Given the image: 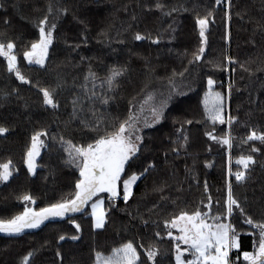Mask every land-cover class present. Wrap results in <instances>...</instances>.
<instances>
[{"label": "trees", "instance_id": "16d2710c", "mask_svg": "<svg viewBox=\"0 0 264 264\" xmlns=\"http://www.w3.org/2000/svg\"><path fill=\"white\" fill-rule=\"evenodd\" d=\"M224 1L216 5L215 0H0V42H16L19 67L31 80L30 85L21 84L0 58V126L8 129L0 135V163L11 160L15 169L9 181L0 184V219L22 212L25 204L18 198L25 194L34 198L32 208L39 210L74 193L79 172L66 163L68 155L59 138L77 145L91 142L96 133L81 121L99 120L102 131L106 123L126 120L143 100V106L157 108L166 103L160 124L143 131L141 152L130 162L127 174L154 167L137 181L127 203L121 195L110 207L107 194H102L107 209L103 229L92 227L86 207L36 229L0 233V264H21L29 252L31 264H95L97 251L107 255L128 241L137 246L145 264H150L145 256L149 247L159 248L160 264H174L173 242L164 221L181 211H206L201 201L207 204L208 194L215 213L223 212L229 180L245 213L254 221H264V145L242 143L251 130L264 131V0H231L230 7ZM157 3L164 7L157 9ZM61 9H67L66 14ZM209 12L214 22L206 33L205 52L201 60L189 63L201 46L196 17ZM46 15L49 25L57 27L42 68L28 65L22 53L38 38L35 24ZM137 32L147 38L136 41ZM156 38L159 43L152 42ZM228 57L234 62L229 63ZM113 68L122 69L123 75L109 89L105 81ZM90 72L95 76L89 77ZM209 76L217 81L216 91L229 95L225 118H236L231 127L233 173L240 155L251 154L256 161L240 183L228 175L226 146L205 135L223 136L228 130L227 124L213 126L205 118L203 94ZM42 87L56 91L57 109L43 105L38 90ZM103 98L107 104L101 102ZM74 99L78 100L75 115ZM40 130L49 136L43 138L46 146L32 175L24 157L31 135ZM251 147L260 151L251 152ZM209 163L211 167L206 166ZM70 218L80 224L79 232ZM230 221L242 243L239 258L235 249L230 257L235 264H246L242 252L252 251L255 231L243 223L238 210ZM61 235L65 240H59ZM73 235L79 239L72 240Z\"/></svg>", "mask_w": 264, "mask_h": 264}, {"label": "snow or ice", "instance_id": "6c2138e0", "mask_svg": "<svg viewBox=\"0 0 264 264\" xmlns=\"http://www.w3.org/2000/svg\"><path fill=\"white\" fill-rule=\"evenodd\" d=\"M221 3L222 0H215L216 5H220ZM230 6L231 0H229ZM163 7L164 5L161 3L156 4L157 9H162ZM61 11L66 14L67 9H61ZM172 11H175V9H172ZM48 13L51 15L52 5L48 6ZM170 14V12L166 13V15ZM212 16L213 13L209 12L203 17H196L195 24L199 29L201 46L198 52L194 54L193 61H189V63L199 61L203 57L205 46L208 42L206 33L210 23L214 22V20L210 19ZM228 18L230 19V15ZM35 27L38 29V38L30 42V46H26L22 57L28 65L36 64L43 68L49 58V49L53 45L57 25L56 23L49 25V16L46 15L35 24ZM146 38V36L141 35L139 32L134 35L136 41ZM152 42L159 43L160 41L159 38H156ZM16 48L17 44L13 40L0 42V58L6 61L7 71L14 74L21 84L30 85L31 80L22 73L19 67ZM228 62L233 63L234 61H232L231 57H228ZM122 75V69L113 68L110 70V74L105 81L109 89L112 88L113 84ZM174 75L176 74L174 73ZM178 75L183 76L184 72H180ZM94 76V73H89V77ZM89 77L85 79L87 80ZM216 83L217 81L209 76L207 79V91L203 99L205 118L213 126L217 123L220 125L227 124L228 131L223 136L214 135L213 132H206L205 135L221 146H226L229 152L228 175L229 177L234 175L235 181L240 183L246 180L248 170L256 161L251 154L240 155L235 160L238 170L233 173L231 166V149L233 148L231 127L236 118L230 115L227 119L225 118V97L221 92L215 90ZM230 89L231 85H229ZM38 90L42 93V103L45 107L52 109L59 107L54 99L56 94L54 89L42 87ZM95 95L93 91L92 96ZM151 99L152 97L148 96L147 100L150 101ZM101 102L107 104L108 99L103 98ZM72 103L73 114L75 115V106L78 100L74 99ZM165 107L166 103L162 104L159 108L152 107V124L159 123L164 119ZM141 111H143V106L141 107ZM81 123L85 124L90 131L96 133L91 142L77 145L71 140L65 141L63 137L59 138L61 147L68 155L66 163L74 166L79 172V177L74 186V193L67 199H62L39 210L27 206L36 203L31 195L25 194L19 197L18 199L25 202L26 206L22 212L12 216L10 219H0V233L14 235L26 229H36L46 220L64 218L70 213H80L86 207L91 208L92 227L94 229H103L106 224L107 209L105 208V198L102 194H107L110 207H115V202L121 195L123 201L127 203L133 195V186L150 168L154 167V165H149L144 168L143 172L127 174V167H130V162L134 158H137L144 142V137L139 134V117L134 113L130 112L128 118L123 122L117 123L113 121L106 123L102 131L100 129L101 121L99 120L93 124H86L85 121H81ZM187 123L191 124L192 121L189 120ZM152 124L148 121L144 122L145 127H151ZM7 132L8 129L6 127L0 126V135ZM48 136L49 133L46 130H40L35 131L30 137V144L25 152L24 164L27 167L28 173L32 175L36 174L37 157L40 156L41 149L46 146L43 138ZM51 139L55 140L56 137H51ZM183 140L186 145L188 136L185 135ZM249 141H258L264 145V131L251 130L242 143ZM250 151L258 152L260 149L251 147ZM206 166L211 167L212 165L209 163ZM14 170L11 160L0 163V182L9 181L13 176ZM204 189L207 194V183H205ZM207 201V204L201 201L203 208H206L207 211L199 208L191 213L181 211L170 220L164 221L166 235L173 242L174 264H235V261L230 257V253L234 249L238 250L237 259L239 258V250L242 248L241 235L230 220L228 222H225V220L228 217H232L237 210L243 217V223L255 231L253 250L243 251V260L246 264H264V221H254L250 215L245 213L244 207L234 197L231 180L227 183V197L223 206V212L212 213V197L210 194L207 195ZM70 223L75 225L77 232L81 230L80 224L76 223L75 219L70 218ZM156 236L163 239L159 232L156 233ZM71 239L78 240L79 236L73 235ZM59 240H65V236L61 235ZM140 247L143 248L144 245L141 244ZM32 255V252L25 255L21 264H31L30 258ZM160 255L158 247H149L145 251L146 261L150 262V264H160V261L157 259ZM95 264H145V261L141 259V253L138 252L137 246L132 241H128L113 248L107 255L97 251L95 253Z\"/></svg>", "mask_w": 264, "mask_h": 264}, {"label": "rangeland", "instance_id": "374dc122", "mask_svg": "<svg viewBox=\"0 0 264 264\" xmlns=\"http://www.w3.org/2000/svg\"><path fill=\"white\" fill-rule=\"evenodd\" d=\"M33 65H36V64H33ZM174 89H175V91H179V89L177 88V86L174 84ZM207 91V90H206ZM205 91V92H206ZM205 92H204V94H205ZM222 93V92H221ZM204 94H203V99H204ZM224 95V94H223ZM224 97H225V114L226 113H229V108H230V100H229V95L227 94V95H224ZM143 102H144V100L143 101H141V102H139L138 104H137V106L135 107V109H134V111L132 112V113H134L135 115H137L138 117H139V125H138V128L140 129V132H139V134L140 135H143V131L144 130H146V129H151V128H153V127H155V126H157L158 124H160V122L159 123H155V124H152V119H153V117H152V112H151V109H152V106H143L142 104H143ZM143 106V111H141V107ZM145 121H148L150 124H152V126L151 127H145L144 126V122ZM228 131V130H227ZM215 135V134H214ZM43 149V148H42ZM42 149H41V151H42ZM228 151V150H227ZM37 159H38V157H37ZM2 183H4V182H0V184H2ZM134 187V186H133ZM104 197V196H103ZM105 198V197H104ZM24 204H25V202H24ZM26 206V205H25ZM27 206H30V207H32L33 206V204H29V205H27ZM206 211H207V209H206ZM211 211H212V213L213 214H216L215 213V211H214V207H212V209H211ZM90 212H91V208H90ZM89 212V213H90ZM230 218L231 217H228L226 220H225V222H228L229 220H230ZM26 230H29V229H26ZM24 232V231H23ZM1 234H5V233H1ZM8 235V234H7ZM253 250V249H252Z\"/></svg>", "mask_w": 264, "mask_h": 264}, {"label": "water", "instance_id": "95a60500", "mask_svg": "<svg viewBox=\"0 0 264 264\" xmlns=\"http://www.w3.org/2000/svg\"><path fill=\"white\" fill-rule=\"evenodd\" d=\"M71 214H75V213H70L69 215H71ZM55 219H58V218H53V219H49V220H55ZM47 221V220H46ZM45 221V222H46Z\"/></svg>", "mask_w": 264, "mask_h": 264}, {"label": "built area", "instance_id": "2783aa9c", "mask_svg": "<svg viewBox=\"0 0 264 264\" xmlns=\"http://www.w3.org/2000/svg\"><path fill=\"white\" fill-rule=\"evenodd\" d=\"M224 3H225V4H229V0H225Z\"/></svg>", "mask_w": 264, "mask_h": 264}]
</instances>
